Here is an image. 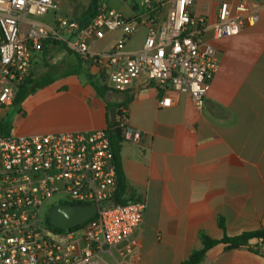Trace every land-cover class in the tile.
<instances>
[{"label":"crops","instance_id":"1","mask_svg":"<svg viewBox=\"0 0 264 264\" xmlns=\"http://www.w3.org/2000/svg\"><path fill=\"white\" fill-rule=\"evenodd\" d=\"M61 16L75 19L92 0H56ZM127 20L141 26L126 43L127 53L141 50L147 36L142 0H108ZM195 0L190 15L203 39L217 51L218 67L204 108L188 94L163 91L143 73L125 90L132 95L126 123L139 135L122 144L121 165L135 196L145 201L141 226L131 237L99 254L101 264H182L203 248L202 235L220 240L264 228V0H250L259 15L240 34L215 40L214 25L222 3ZM166 10H163V15ZM109 37L108 52L121 31L90 44L92 53ZM62 53L59 62H53ZM38 54L37 56H40ZM42 56V55H41ZM65 52L51 64H71ZM90 73L99 75L95 66ZM121 100L122 92L112 93ZM169 96L172 103L161 107ZM0 111L6 135L106 130L108 110L82 76L56 79L26 98L14 115ZM11 117H13L11 121ZM224 219L225 231L219 226ZM201 264H264L251 248H211Z\"/></svg>","mask_w":264,"mask_h":264},{"label":"built area","instance_id":"2","mask_svg":"<svg viewBox=\"0 0 264 264\" xmlns=\"http://www.w3.org/2000/svg\"><path fill=\"white\" fill-rule=\"evenodd\" d=\"M129 2L132 0H120ZM195 0H142L147 36L141 50L126 52V43L140 28L108 0H96V15L85 27L57 17L56 0H0V111L14 105L20 86L31 75L34 58L45 41L67 48L95 66L115 91H125L145 73L157 89L188 94L202 110L218 67L217 51L203 39L190 8ZM163 10L166 14L163 15ZM53 13L54 22L38 21ZM259 20L250 0L222 3L214 25L215 40L240 34ZM121 38L108 52L92 53L90 44L108 33ZM172 99L164 96L161 107ZM126 139L137 141L121 122ZM116 167L106 130L46 134H0V264H101L99 254L113 248L139 229L145 201L134 196L116 204ZM58 205H96L95 218L61 230L50 224L44 209L53 198ZM251 249L264 257V240Z\"/></svg>","mask_w":264,"mask_h":264},{"label":"trees","instance_id":"3","mask_svg":"<svg viewBox=\"0 0 264 264\" xmlns=\"http://www.w3.org/2000/svg\"><path fill=\"white\" fill-rule=\"evenodd\" d=\"M96 15V0H92V4L86 10H84L79 16L75 17L81 27L88 25ZM66 52L67 57L72 60L71 64L62 61L58 64H51V60L56 53ZM42 71L39 73L31 72V75L20 86L19 93L15 99L14 105H20L26 98L34 94L39 88L46 87L52 84L56 79L60 77L68 76H82L84 77L96 90L98 96L106 102L108 110V123L106 133L111 143V149L113 152V160L116 167V174L118 179V188L114 197L116 204H126L132 200L135 196L133 189L128 184L121 165V150L122 144L126 141L124 131L121 128V122L124 117L128 116L129 104L132 99V95L129 91H115L108 87L106 77L104 74L94 76L90 73L91 63L87 62L78 54L72 52L67 48V45L62 42L47 40L42 47ZM116 94L122 92L124 97L121 100H117L115 96L111 100H108L109 93ZM112 107L117 108V120L112 123L109 118V110ZM117 129V131H115ZM0 134H4V129L0 124ZM50 223V220L48 221ZM51 224V223H50ZM220 228L225 231V222L223 218L219 220ZM203 248L199 251L193 252L190 257L182 264H201L206 257L207 252L217 245H224L227 250L251 248V244L258 240H264V228L253 231L244 232L237 236H228L224 234L220 240L211 239L206 235H202Z\"/></svg>","mask_w":264,"mask_h":264},{"label":"water","instance_id":"4","mask_svg":"<svg viewBox=\"0 0 264 264\" xmlns=\"http://www.w3.org/2000/svg\"><path fill=\"white\" fill-rule=\"evenodd\" d=\"M112 99V93L108 95V100ZM109 118L112 123L117 120V108L109 110ZM117 131V129H115ZM98 208L96 205H58L54 207L49 216L50 223L61 230H69L84 225L96 217Z\"/></svg>","mask_w":264,"mask_h":264},{"label":"rangeland","instance_id":"5","mask_svg":"<svg viewBox=\"0 0 264 264\" xmlns=\"http://www.w3.org/2000/svg\"><path fill=\"white\" fill-rule=\"evenodd\" d=\"M61 16L60 12L58 13L57 17ZM38 21H41V22H46V23H50V22H54V19H55V15L53 13H50L49 15L45 16V17H37L36 18ZM111 41V39L109 37H107L98 47H97V50L99 52H103L105 50H107V46L109 44V42ZM59 57H62V53L59 54V55H56L53 59V62H59ZM64 58L67 57V53L65 52V56H63ZM42 64H43V61H42V56H36L33 60V64H32V71L33 73H39L42 71ZM13 109V112H14V115H16L18 112H19V106H14L12 107ZM13 117H11V121H12ZM58 198L55 197L53 199H51L49 201V203L47 204V206L45 207L44 209V214L45 216L49 215V212H50V207L51 205H58Z\"/></svg>","mask_w":264,"mask_h":264}]
</instances>
